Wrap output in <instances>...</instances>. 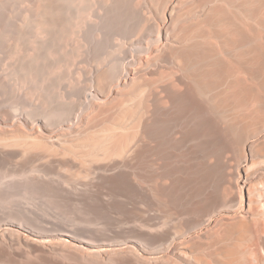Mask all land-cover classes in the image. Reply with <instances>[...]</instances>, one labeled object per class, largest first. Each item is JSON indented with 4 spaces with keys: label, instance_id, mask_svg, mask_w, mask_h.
I'll list each match as a JSON object with an SVG mask.
<instances>
[{
    "label": "bare ground",
    "instance_id": "obj_1",
    "mask_svg": "<svg viewBox=\"0 0 264 264\" xmlns=\"http://www.w3.org/2000/svg\"><path fill=\"white\" fill-rule=\"evenodd\" d=\"M0 264H264V0H0Z\"/></svg>",
    "mask_w": 264,
    "mask_h": 264
}]
</instances>
